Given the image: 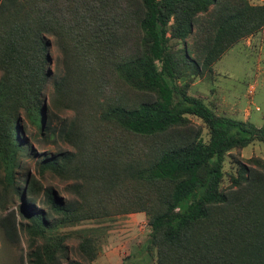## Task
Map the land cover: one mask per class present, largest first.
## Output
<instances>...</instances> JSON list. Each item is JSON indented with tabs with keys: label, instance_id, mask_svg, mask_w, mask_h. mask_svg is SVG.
Instances as JSON below:
<instances>
[{
	"label": "trees",
	"instance_id": "obj_1",
	"mask_svg": "<svg viewBox=\"0 0 264 264\" xmlns=\"http://www.w3.org/2000/svg\"><path fill=\"white\" fill-rule=\"evenodd\" d=\"M258 30L264 38V2L249 0H0V209L19 201L18 218L0 216V229L14 240L17 229L27 235L29 264H90L93 237L76 236L70 257L71 235L59 228L137 210L149 225L140 247L159 264H264V159L238 153L264 141V124L217 113L188 91L228 47ZM51 41L61 66L53 73ZM98 92L99 109L91 105ZM67 109L69 118L59 115ZM21 116L36 128L38 145L56 146L35 165L41 176L69 180L66 197L49 183L38 197L27 168L15 176L34 153ZM189 116L204 125L205 138L199 127L176 135ZM93 119L150 140L145 155L125 158L116 141L108 154L96 151ZM226 152L235 170L222 185ZM124 182L132 196L104 197Z\"/></svg>",
	"mask_w": 264,
	"mask_h": 264
},
{
	"label": "rangeland",
	"instance_id": "obj_2",
	"mask_svg": "<svg viewBox=\"0 0 264 264\" xmlns=\"http://www.w3.org/2000/svg\"><path fill=\"white\" fill-rule=\"evenodd\" d=\"M253 3L264 2V0H249ZM51 39V38H50ZM103 43L102 39H99ZM106 42V41H105ZM100 43V44H102ZM112 41L111 44H114ZM180 45V44H177ZM102 45H99L101 47ZM114 48V47H113ZM49 54V70L53 73L57 68H61L59 62L58 51L52 41L48 46ZM109 50V48H106ZM111 51V49H110ZM95 59H98L96 54ZM102 59H98L97 62ZM211 69H205L200 76H195L190 81L188 91L191 94L198 95L212 106L215 112L229 115L237 119H246L255 126L264 124V38L261 36L260 30L255 33L240 38L236 43L228 47L216 60L211 63ZM182 79L179 81L181 82ZM110 86V85H109ZM113 89L112 86H110ZM51 86L48 82L44 90V100L46 105L50 103ZM117 92V90H116ZM124 94L130 97L133 93L123 87ZM103 94L97 93L95 101L91 105L97 106L99 109L101 103L104 102ZM64 115L69 118L72 110L67 109ZM99 111H96V115ZM21 122L24 124L25 131L23 134L29 141V145L33 148V155L24 161V166L15 171V176L23 177L25 168L29 174L34 176L39 185L38 197L41 194V187L47 183L51 184L57 192L66 197L68 194L63 186L69 182L59 181L56 177L50 175L41 176L36 170V160L44 154L51 155L56 151V146L52 143L38 145L30 133L36 131L25 117L21 116ZM55 125V120L52 123ZM92 124L95 129L96 142L94 145L96 151H104L105 154L113 151L114 142L120 148L125 158L132 157L134 153L139 156L145 155L142 152V146H148L150 140H146L147 144L141 142L140 138L128 134L124 131L114 129L112 124L103 120L93 119ZM200 128L203 138L206 137V128L199 119L189 116V121L182 127V133L176 135H191L194 130ZM187 129V132H184ZM114 131V134H113ZM115 133L117 135H115ZM30 134V135H29ZM37 137V136H36ZM142 145H140V143ZM150 144V143H149ZM58 148L71 149L70 144L66 141L58 140ZM235 151V150H231ZM240 157L245 160L250 156H259L264 159V141L254 140L238 150ZM229 153L226 152L222 162V179L221 184L226 185L229 182V175L234 172ZM23 184L22 180L20 181ZM111 191L107 192L104 197L111 196L115 201L122 199L124 195L132 196L135 190L124 182L123 185H114ZM145 191L146 189L143 188ZM18 199L8 201L4 209H0V216L12 211L15 218H18ZM148 215L144 211H127L115 213L104 217L84 219L82 221L61 226V233H68L67 244L69 256H74L72 247L77 241L76 236L90 235L94 239L96 246V254L90 264H159L141 249L140 245L148 235L149 225L147 222ZM17 239L4 235L0 229V264H29L27 260V242L23 232L16 230ZM71 252V253H70Z\"/></svg>",
	"mask_w": 264,
	"mask_h": 264
}]
</instances>
